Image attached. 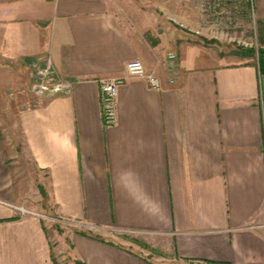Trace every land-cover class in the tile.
I'll return each instance as SVG.
<instances>
[{
	"label": "crops",
	"instance_id": "0c3cea01",
	"mask_svg": "<svg viewBox=\"0 0 264 264\" xmlns=\"http://www.w3.org/2000/svg\"><path fill=\"white\" fill-rule=\"evenodd\" d=\"M0 35L14 79L25 61L43 58L61 83L0 128V264H60L49 228L19 204L74 221L64 262L70 254L75 264H264L257 63L152 45L112 0H0ZM133 60L161 88L129 76ZM107 78H126L110 126Z\"/></svg>",
	"mask_w": 264,
	"mask_h": 264
},
{
	"label": "rangeland",
	"instance_id": "374dc122",
	"mask_svg": "<svg viewBox=\"0 0 264 264\" xmlns=\"http://www.w3.org/2000/svg\"><path fill=\"white\" fill-rule=\"evenodd\" d=\"M112 1L125 21L132 28L142 31L152 45L160 44L165 50L172 46H194L206 49L213 57L219 56L228 62L260 63V51L264 49V0ZM27 63L25 61L19 72L20 80H16L15 65L0 53V93L3 95V99H0V128L3 130L16 125L18 109L32 106L39 101L37 97L50 92L51 88L56 90V73L43 58ZM43 80L49 82H45V85ZM17 206L19 211L25 214L32 212V215L44 221L51 232L57 261L72 264L70 251L67 252L69 256L66 262L61 258V251L63 253L65 250L64 239L76 231L74 221L61 217L55 208L45 210L30 208L25 204ZM119 237L128 244L131 242V246L138 250H150L152 254L161 256L143 239L124 232ZM77 264L84 263L78 261Z\"/></svg>",
	"mask_w": 264,
	"mask_h": 264
},
{
	"label": "built area",
	"instance_id": "2783aa9c",
	"mask_svg": "<svg viewBox=\"0 0 264 264\" xmlns=\"http://www.w3.org/2000/svg\"><path fill=\"white\" fill-rule=\"evenodd\" d=\"M129 76H137L147 80L152 88H161V79L154 72L148 71L144 63L140 60H133L127 63ZM126 78H107L101 80V103L103 112V121L105 125L110 126L117 123L118 120V94L120 86L125 83ZM47 80L42 83L46 85ZM61 83L56 84V90H60ZM27 212V211H25ZM28 214H32L29 212Z\"/></svg>",
	"mask_w": 264,
	"mask_h": 264
},
{
	"label": "trees",
	"instance_id": "16d2710c",
	"mask_svg": "<svg viewBox=\"0 0 264 264\" xmlns=\"http://www.w3.org/2000/svg\"><path fill=\"white\" fill-rule=\"evenodd\" d=\"M259 70L264 75V49L260 51Z\"/></svg>",
	"mask_w": 264,
	"mask_h": 264
}]
</instances>
